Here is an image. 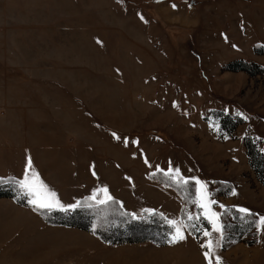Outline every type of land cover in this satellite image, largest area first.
Returning a JSON list of instances; mask_svg holds the SVG:
<instances>
[{"label": "rangeland", "instance_id": "1", "mask_svg": "<svg viewBox=\"0 0 264 264\" xmlns=\"http://www.w3.org/2000/svg\"><path fill=\"white\" fill-rule=\"evenodd\" d=\"M247 149L264 154V0H0V179H23L31 160L65 209L45 220L18 183L0 197V264H199L177 248L134 259L112 247L144 245L104 241L95 222L75 226L79 212L57 223L101 189L134 219L176 221L205 259L211 240L207 263L264 264V181ZM169 168L206 185L225 248L193 203L199 185L179 193Z\"/></svg>", "mask_w": 264, "mask_h": 264}, {"label": "trees", "instance_id": "2", "mask_svg": "<svg viewBox=\"0 0 264 264\" xmlns=\"http://www.w3.org/2000/svg\"><path fill=\"white\" fill-rule=\"evenodd\" d=\"M247 156L250 160V165L255 170V173L261 180L264 181V154L256 153L251 151V149H247ZM161 175L158 173L156 176L151 175V178H157V176ZM163 178V176H161ZM162 182V180H160ZM165 184L171 185L172 187H176L179 193H181L180 188L177 187L174 183L163 182ZM17 182L12 178L0 179V197H12L16 194V191L19 189L16 187ZM225 186V184H223ZM16 190V191H15ZM25 199V198H24ZM24 199H21V203L25 202ZM20 201V200H19ZM77 207L73 211H70L68 215L63 214V221H57V223L66 224V225H74L72 221H70V213H80L81 217L84 219L85 224H75V226L88 229L90 223L93 221L96 223L95 232L99 237H101L104 241L108 243H120V242H140L144 240H151L155 243L162 245L169 241L171 236L173 226L168 224L167 219L156 211L144 212V216L140 219H134L131 214L127 211H124L116 200L111 199L107 201L105 204L94 203L90 199L84 197L81 198L77 202ZM42 217L46 219V214L48 210L38 211ZM249 214H243L239 217V220H242L244 224L248 226V229L252 228V225L255 222V215L251 212ZM182 218L184 216H181ZM221 219L222 213L220 216ZM223 230L224 223L222 224ZM125 230L127 234H118V232ZM151 230L154 231L153 234H145L142 231ZM188 231H192L190 227H188ZM226 235L222 236L221 245L222 247H226L228 245L227 242H224Z\"/></svg>", "mask_w": 264, "mask_h": 264}, {"label": "snow or ice", "instance_id": "3", "mask_svg": "<svg viewBox=\"0 0 264 264\" xmlns=\"http://www.w3.org/2000/svg\"><path fill=\"white\" fill-rule=\"evenodd\" d=\"M115 135V134H113ZM118 138V137H117ZM147 162V161H146ZM31 170V160L28 161V165L25 169L24 178L19 180L18 186L22 190L20 198H27V202L30 206H32L33 211H41L48 210L51 211L55 208H60L61 210H65L64 206L60 204L59 200L56 199V194L48 190L47 186L39 181L37 174L32 171L31 178L29 177V171ZM166 176L169 177L170 180L176 182L178 188H186L190 182H194L195 185H199L196 188V199L193 203L200 209H202L203 218L208 221V223L212 226V231L221 233L222 238V230L223 226L219 223V215L212 211V205L216 203V201L209 199V193L206 190V185L199 181L196 178H192L191 181L189 179H185L180 175V170L169 168L168 172L165 173ZM104 192L105 199L100 200V204H105L107 201L112 198L107 195V189H101ZM235 195L233 191L231 193ZM78 205L68 206L70 208H75ZM221 207H223L221 205ZM239 212L244 214H249L247 209L240 208ZM194 219L192 216H189V220ZM196 220L200 219V216L195 217ZM168 224L170 226L175 227L177 224L176 221L169 220ZM258 226H264V217H260L258 220ZM95 228V226H94ZM203 235L205 237H210L211 232L203 231ZM185 237L181 233L179 227H175V235L169 241V243H176L180 240H183ZM218 243V242H217ZM202 247H205L207 251L205 252L206 258L211 254L212 249L214 247L213 242L208 240L206 244H203ZM217 264H219V259L217 258Z\"/></svg>", "mask_w": 264, "mask_h": 264}, {"label": "crops", "instance_id": "4", "mask_svg": "<svg viewBox=\"0 0 264 264\" xmlns=\"http://www.w3.org/2000/svg\"><path fill=\"white\" fill-rule=\"evenodd\" d=\"M148 181V180H147ZM148 182H150V181H148ZM146 191V190H145ZM86 193V192H85ZM84 193V194H85ZM83 194V195H84ZM85 195H89L91 198H93V199H95L96 201H100V200H103V199H105V196H99L98 194L96 195V194H94V193H86ZM112 199H117L118 200V203H119V205L121 206V207H126V208H128V207H131V204L129 205V204H123L122 203V198H119V197H117L116 195H114V196H110ZM139 206L140 207H142V208H146V207H148V206H146L145 204H139ZM175 234H173V236H174ZM172 236V237H173ZM185 238H184V240L186 239V238H188V240L187 241H189V244L187 243V242H185V243H183V244H180V241H178V242H176V243H170V244H168V246L170 245V247H168V246H156V245H153V244H151V243H147V242H139V243H136V244H134L135 246H138L139 247V245H137V244H141V245H144L145 247H140V248H137V247H130V245H133V244H129V243H124V244H120V245H117V246H114V247H112V248H116V251L117 250H121V249H140V252H142L141 254L142 255H140V256H136L134 259H137V258H140L141 256H143L144 254H146V253H148L149 251H152V250H155V249H159V248H166V249H172V248H177V251H178V253L179 254H186V253H188V254H191V255H196V257H197V262L199 263V264H210V263H207L208 261H209V256H208V259H205L204 257H202L201 255H200V249L198 248H195V243H194V241H193V239L191 238V237H186V236H184ZM172 239V238H171ZM170 241V240H169ZM169 243V242H168ZM127 245V246H126ZM118 247V248H117ZM188 251V252H187ZM116 256H119L118 254H115ZM114 255V256H115ZM122 257V256H121ZM120 257V258H121ZM134 259H131V260H122V261H133ZM110 260V259H109ZM121 261V262H122ZM203 262H205V263H203ZM211 264H215L214 262H212Z\"/></svg>", "mask_w": 264, "mask_h": 264}, {"label": "water", "instance_id": "5", "mask_svg": "<svg viewBox=\"0 0 264 264\" xmlns=\"http://www.w3.org/2000/svg\"><path fill=\"white\" fill-rule=\"evenodd\" d=\"M189 4H190V5L193 4V0H189Z\"/></svg>", "mask_w": 264, "mask_h": 264}, {"label": "bare ground", "instance_id": "6", "mask_svg": "<svg viewBox=\"0 0 264 264\" xmlns=\"http://www.w3.org/2000/svg\"><path fill=\"white\" fill-rule=\"evenodd\" d=\"M164 258V257H163ZM153 260H155V259H153Z\"/></svg>", "mask_w": 264, "mask_h": 264}]
</instances>
